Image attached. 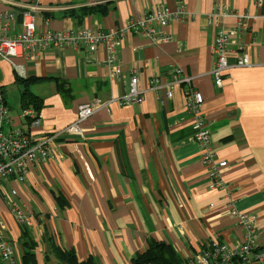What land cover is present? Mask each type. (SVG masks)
<instances>
[{"label": "crops", "instance_id": "crops-1", "mask_svg": "<svg viewBox=\"0 0 264 264\" xmlns=\"http://www.w3.org/2000/svg\"><path fill=\"white\" fill-rule=\"evenodd\" d=\"M5 1L9 4L0 3V10L40 6L35 17L40 30L109 34L159 7L174 15L165 28L153 24L170 40L157 44L129 30L118 40L113 62L106 44L94 52L51 50L34 61L17 59L24 73L0 59V88L7 96L4 130L25 131L39 141L56 136L52 156L29 165L23 183L9 177L0 185V242L16 247L20 264H66L54 247L73 250L80 262L94 258L99 264H133L151 241L166 244L182 264H191L211 243L234 247L245 241L246 230L233 210L256 217L258 246L264 247V4ZM84 8L96 11L85 15ZM222 12L229 16L211 22L210 15ZM241 19L245 28L229 43L230 69L218 87L212 73L213 44L220 30L238 28ZM243 54L251 65L237 67ZM172 67L191 78L192 89L204 97L201 115L211 129L210 147L218 161L227 162L222 171L225 190L211 189L209 169L201 162L195 114L187 109L188 87L175 86L172 98L165 86L151 88L155 78L162 85L169 83ZM133 75L138 76L144 101L120 106L117 101L128 93ZM17 77L35 79L29 89L42 99L38 126L25 116ZM10 96L17 108L8 104ZM97 101L111 104L81 125L82 136L66 133L78 108ZM15 208L35 217L27 231L29 242L36 245L34 263L25 260Z\"/></svg>", "mask_w": 264, "mask_h": 264}, {"label": "built area", "instance_id": "built-area-1", "mask_svg": "<svg viewBox=\"0 0 264 264\" xmlns=\"http://www.w3.org/2000/svg\"><path fill=\"white\" fill-rule=\"evenodd\" d=\"M255 1L259 6L264 4V0ZM0 3H7V1L0 0ZM18 7L16 11L10 9L0 10V59L8 61L20 73L24 72H21L22 67L15 63L17 59L34 61L51 50L73 49L94 52L101 44L107 45L109 59H112L110 61L113 62L117 57L118 40H121L129 30L135 33H142L157 44L170 40V37L165 32H157L153 24H158L161 28H165L174 16L167 7H159L152 10L144 19L129 21L125 29L107 34L90 29L40 30L36 26L35 17L36 13L42 10L41 7L33 4L19 5ZM227 16H229L228 13L222 12L210 15L209 19L211 22L218 23L221 17ZM249 19L251 18L249 17ZM239 28H245L242 19L238 28L220 30L213 44V54L216 62L212 73L218 87L223 85V73L230 69L226 52L230 41L238 36ZM250 65V59L247 54H243L237 61V67H248ZM170 75L172 80L166 85L160 83V78L151 80V88L159 90L165 86L166 96L172 98V90L175 86L188 87L186 92L187 109L195 114V140L201 149V162L209 169L211 189L225 190L227 186L222 178V171L227 167V162L218 161L210 147L211 129L201 115L204 97L201 93L192 89V79L183 76L179 69L172 67ZM143 101L144 93L140 89L138 76L133 75L128 85V93L118 100L117 104L120 106H131L133 104H141ZM110 104L111 102L101 103L97 101L81 105L78 108L76 121L65 132L72 136H82L81 125L97 111L107 108ZM24 113L27 118L32 120L33 126L40 125L41 117L34 110L26 109ZM5 116L6 104L4 93L0 88V185L9 177H16L19 182L23 183L26 179L29 165L44 161L52 156L51 145L55 141L56 136L39 141L25 131L5 132L3 129ZM13 212L19 225L31 227L35 222V217L32 214H26L17 208ZM232 214L238 218L239 225L246 230L245 241L234 247L218 242L211 243L201 256L191 264H234L235 261H241L243 264H264V247H259L257 241L259 233L256 227V217L236 210H233ZM0 261L1 264H20L16 247L4 241L0 242Z\"/></svg>", "mask_w": 264, "mask_h": 264}, {"label": "trees", "instance_id": "trees-1", "mask_svg": "<svg viewBox=\"0 0 264 264\" xmlns=\"http://www.w3.org/2000/svg\"><path fill=\"white\" fill-rule=\"evenodd\" d=\"M96 10L91 8H84L83 13L85 15L95 12ZM82 15V16H85ZM81 17V16H80ZM69 30V29H67ZM35 79H23L17 77V83L23 86V97L22 104L23 110L32 109L37 114L41 109L42 99L35 95L30 89L31 82ZM32 121L30 118H27ZM4 129V128H3ZM5 131V130H4ZM6 132V131H5ZM62 198L58 197L59 201ZM23 229V239H24V250H25V260H31L34 263V252L35 244L29 242L28 239V226L21 225ZM55 252H57L61 262L66 264H99L94 258H90L87 261L80 262L73 250H62L54 247ZM1 264V261H0ZM26 264V263H25ZM133 264H182V261L177 257L173 249L164 243L151 241L149 242V248L143 254H139L133 261Z\"/></svg>", "mask_w": 264, "mask_h": 264}, {"label": "rangeland", "instance_id": "rangeland-1", "mask_svg": "<svg viewBox=\"0 0 264 264\" xmlns=\"http://www.w3.org/2000/svg\"><path fill=\"white\" fill-rule=\"evenodd\" d=\"M23 89V86L21 87ZM18 92V98L20 99L21 98V92L19 89L16 90ZM8 104L12 107V108H17L15 104V100L13 99L12 96H10L9 100H8ZM259 233V232H258ZM259 235V234H258ZM257 240H258V237H257ZM261 247V246H260Z\"/></svg>", "mask_w": 264, "mask_h": 264}, {"label": "water", "instance_id": "water-1", "mask_svg": "<svg viewBox=\"0 0 264 264\" xmlns=\"http://www.w3.org/2000/svg\"><path fill=\"white\" fill-rule=\"evenodd\" d=\"M3 93H4V99H7V96L5 95V90H3Z\"/></svg>", "mask_w": 264, "mask_h": 264}]
</instances>
